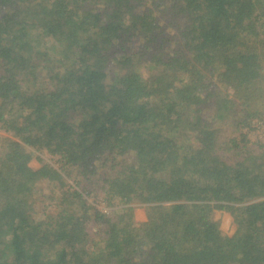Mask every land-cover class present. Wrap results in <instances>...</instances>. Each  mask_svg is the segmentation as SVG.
I'll return each instance as SVG.
<instances>
[{
	"label": "trees",
	"instance_id": "trees-1",
	"mask_svg": "<svg viewBox=\"0 0 264 264\" xmlns=\"http://www.w3.org/2000/svg\"><path fill=\"white\" fill-rule=\"evenodd\" d=\"M259 123L264 0H0V264H264Z\"/></svg>",
	"mask_w": 264,
	"mask_h": 264
},
{
	"label": "rangeland",
	"instance_id": "rangeland-1",
	"mask_svg": "<svg viewBox=\"0 0 264 264\" xmlns=\"http://www.w3.org/2000/svg\"><path fill=\"white\" fill-rule=\"evenodd\" d=\"M257 129L254 130L253 132L250 133L249 135V139L251 140L250 144L253 145L254 147L259 146L261 142V140H264V124L259 123L258 126L256 127ZM234 134V130L232 127H230L229 129H227L226 131H224V135H233ZM263 143V142H262ZM40 156H42L44 162H49L52 163L55 167L58 168L59 163L58 161H56V158L51 159L52 157L47 154H40ZM30 165L33 168H39L42 165V162L38 159H36V157H34L31 162ZM55 188V184L52 183L51 181H44L42 182L38 188H37V195H34V198L37 199L39 196V193H41L42 191H44V195L43 196H39L40 200L42 201V199H46L47 195L51 194L50 192L52 191V189ZM100 197V196H99ZM92 198V197H91ZM94 199V198H92ZM95 203H97L96 201L100 202L101 198H95L94 199ZM48 203V202H47ZM97 208L100 209H105V205L103 203L97 204L96 206ZM105 207V208H104ZM213 218L214 220H216L220 226V229L224 232H226L227 234H232L235 229L236 226L233 223V218L231 216V214L227 211H223V210H215L214 214H213ZM134 219L136 221H144L146 219V211L144 206H138L135 210H134Z\"/></svg>",
	"mask_w": 264,
	"mask_h": 264
}]
</instances>
